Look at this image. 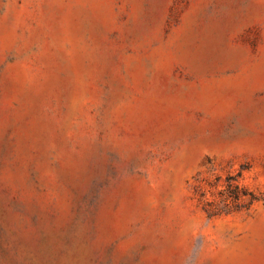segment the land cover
Returning a JSON list of instances; mask_svg holds the SVG:
<instances>
[{
    "label": "rangeland",
    "instance_id": "374dc122",
    "mask_svg": "<svg viewBox=\"0 0 264 264\" xmlns=\"http://www.w3.org/2000/svg\"><path fill=\"white\" fill-rule=\"evenodd\" d=\"M0 264H264V0H0Z\"/></svg>",
    "mask_w": 264,
    "mask_h": 264
},
{
    "label": "trees",
    "instance_id": "16d2710c",
    "mask_svg": "<svg viewBox=\"0 0 264 264\" xmlns=\"http://www.w3.org/2000/svg\"><path fill=\"white\" fill-rule=\"evenodd\" d=\"M234 178L233 177H228L227 178V187H226V192L228 197H231L233 201L238 200L241 197V193H240V188L238 184H234L232 182ZM244 194H247V192L244 190ZM253 196L251 198V201L253 200ZM250 203V201H249Z\"/></svg>",
    "mask_w": 264,
    "mask_h": 264
}]
</instances>
